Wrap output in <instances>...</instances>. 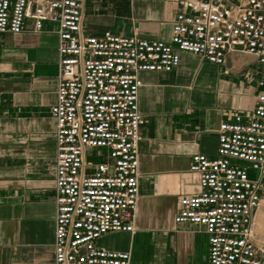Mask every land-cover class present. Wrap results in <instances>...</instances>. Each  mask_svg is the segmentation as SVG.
Returning a JSON list of instances; mask_svg holds the SVG:
<instances>
[{
	"label": "built area",
	"instance_id": "2783aa9c",
	"mask_svg": "<svg viewBox=\"0 0 264 264\" xmlns=\"http://www.w3.org/2000/svg\"><path fill=\"white\" fill-rule=\"evenodd\" d=\"M83 3L0 0V39L22 33L28 19L35 32H44L46 23L57 26V100L50 109L57 145L54 264H132L129 252L99 241L136 231L146 124L140 73H172L183 53L218 66L232 53L253 57L259 92L245 117L222 121L215 157L193 155L190 172L199 191L181 197L174 221L204 229L208 264H264L257 231L264 201V0H177L170 42L111 31L86 35Z\"/></svg>",
	"mask_w": 264,
	"mask_h": 264
},
{
	"label": "crops",
	"instance_id": "0c3cea01",
	"mask_svg": "<svg viewBox=\"0 0 264 264\" xmlns=\"http://www.w3.org/2000/svg\"><path fill=\"white\" fill-rule=\"evenodd\" d=\"M177 12V0H84L82 29L170 42ZM58 45L56 24L35 32L30 19L0 39V264H54ZM259 71L245 54L218 66L183 53L172 73H140L136 231L109 233L102 247L129 252L132 264H208L204 229L174 219L181 197L199 191L193 155L215 157L222 121L254 109Z\"/></svg>",
	"mask_w": 264,
	"mask_h": 264
},
{
	"label": "rangeland",
	"instance_id": "374dc122",
	"mask_svg": "<svg viewBox=\"0 0 264 264\" xmlns=\"http://www.w3.org/2000/svg\"><path fill=\"white\" fill-rule=\"evenodd\" d=\"M88 159H89V161H92V162H98L99 161V158L95 157V156H90ZM249 175L251 178L256 177V174L253 170L249 171ZM257 231L259 234L260 242H262V244H264V201L262 203L261 208L259 209V211L257 213Z\"/></svg>",
	"mask_w": 264,
	"mask_h": 264
}]
</instances>
